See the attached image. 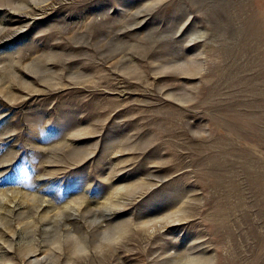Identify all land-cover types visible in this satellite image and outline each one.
I'll use <instances>...</instances> for the list:
<instances>
[{
    "label": "rangeland",
    "instance_id": "obj_1",
    "mask_svg": "<svg viewBox=\"0 0 264 264\" xmlns=\"http://www.w3.org/2000/svg\"><path fill=\"white\" fill-rule=\"evenodd\" d=\"M0 264H264V0H0Z\"/></svg>",
    "mask_w": 264,
    "mask_h": 264
},
{
    "label": "bare ground",
    "instance_id": "obj_2",
    "mask_svg": "<svg viewBox=\"0 0 264 264\" xmlns=\"http://www.w3.org/2000/svg\"><path fill=\"white\" fill-rule=\"evenodd\" d=\"M30 252H33V251H30Z\"/></svg>",
    "mask_w": 264,
    "mask_h": 264
}]
</instances>
